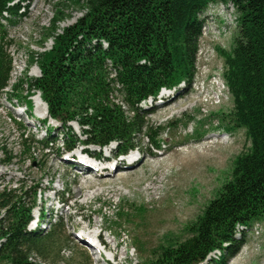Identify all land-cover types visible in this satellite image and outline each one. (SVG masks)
I'll list each match as a JSON object with an SVG mask.
<instances>
[{"label": "trees", "instance_id": "trees-1", "mask_svg": "<svg viewBox=\"0 0 264 264\" xmlns=\"http://www.w3.org/2000/svg\"><path fill=\"white\" fill-rule=\"evenodd\" d=\"M33 1L0 0V100L20 102L25 91L31 112L34 104L27 97L39 92L48 107L44 124L50 119L58 123L48 126L41 140L26 137L30 152L49 149L59 135L64 150L73 151L79 143L103 150L116 142V153L138 147L140 136H149L152 128L142 103L164 88L190 85L195 78L204 12L217 2L236 7L238 35L231 51L221 49L223 78L234 103L228 117L246 129L251 146L236 158L232 177L190 226L189 235L163 246L147 262L208 264L210 255L220 251L213 261L227 264L241 242L238 227L248 228L264 215V0H85L83 16L62 32L57 25L66 14L57 10L53 16L47 32L51 48L29 60L41 75L11 84L9 48L14 40L5 21L17 25ZM39 191L36 186L29 195L28 189L0 186V264H55L63 259L61 250L69 236L62 218H50V230L29 226ZM56 246L59 251L53 253ZM82 264L91 261L84 258Z\"/></svg>", "mask_w": 264, "mask_h": 264}, {"label": "rangeland", "instance_id": "rangeland-1", "mask_svg": "<svg viewBox=\"0 0 264 264\" xmlns=\"http://www.w3.org/2000/svg\"><path fill=\"white\" fill-rule=\"evenodd\" d=\"M84 1L34 0L17 25L5 21L14 40L9 48L13 56L11 84L20 78L41 75L40 69L33 74L39 67L29 60L31 55L51 48L53 40L47 39V32L52 28L53 16L57 10L66 14V19L57 25V32H62L83 16ZM238 17L231 2L209 5L203 14L193 82L160 91L156 99L142 103L149 111L146 120L152 127L150 134L141 135L138 147L122 153V158L116 156L117 160L127 161L129 158L124 157L131 154L141 158L131 168L120 167L118 162L119 169L114 174L116 142L103 150L77 144L71 154H79L82 148L107 157L101 165L88 155L94 165L109 167L104 172L88 170V174L75 167L74 156L67 155L60 135L49 149L32 148L30 152L31 142L25 141L26 137L41 140L47 135V127L58 123L51 119L44 126L41 122L39 115L48 117V107L43 102V111L39 108V92L27 97L34 104L31 112L23 96L25 91L20 102L14 99L11 104L1 98L0 186L28 189L29 195L31 188H41L29 226L35 227L38 217L43 216V229L50 230V218H62L69 236L68 245L61 250L64 257L55 264H82L84 258L91 264H147L163 246L189 235L190 226L232 177L236 158L251 146L246 129L228 117L234 103L223 78L225 56L221 49H233ZM8 89L11 91V87ZM71 125L83 138L79 125ZM196 150L204 154H195ZM65 156L73 157L69 160ZM98 237L107 245L105 253L101 252ZM236 237L241 242L227 264H264V215L248 228L238 227ZM57 251L59 246L52 248L53 253ZM220 254L215 251L205 263L217 264L213 259Z\"/></svg>", "mask_w": 264, "mask_h": 264}, {"label": "bare ground", "instance_id": "bare-ground-1", "mask_svg": "<svg viewBox=\"0 0 264 264\" xmlns=\"http://www.w3.org/2000/svg\"><path fill=\"white\" fill-rule=\"evenodd\" d=\"M38 72H39V68H35L34 69V72H33V74L34 75H37L38 74ZM39 102H38V106H39V108L43 111V101H42V99L40 98L39 100H38ZM169 102V101H168ZM35 103H36V101H35ZM36 105H37V103H36ZM45 105V104H44ZM190 106V105H189ZM189 108V107H188ZM46 111V110H45ZM47 112V111H46ZM46 116V115H45ZM45 116H42V117H45ZM39 117H41V115H39ZM83 151V150H82ZM209 151V150H208ZM67 152V151H66ZM195 154H204L203 152H201V151H199V150H196V152H195ZM194 154V155H195ZM71 155H73L72 157L74 158L73 160L76 162V165H75V167H77L79 170H80V173H81V171L84 173V174H88V170H91L90 171V173H93V172H95V170L97 169L98 170V168H95L96 166L91 162V160L88 158V157H84V156H82V155H80V154H77V153H75V154H71ZM64 156V155H63ZM77 156V157H76ZM191 156H193V155H191ZM190 156V157H191ZM69 157H71V156H69ZM71 157V158H72ZM71 158H68V156H65V159H69V160H72ZM140 156H134L133 157V159H131V158H129V161H127V160H124V159H122V160H117V157H116V159H114V161H115V164H114V166H113V168H112V174H114V172L116 173L117 171H118V169H119V166L120 167H124V168H131L132 166H134V165H136V163L140 160ZM127 159V158H126ZM123 160L124 161H126V162H123ZM183 160H185L184 162H186L187 160H186V157H184L183 158ZM118 162H121V164L118 166ZM91 166V167H90ZM117 166H118V168H117ZM125 166H127V167H125ZM101 168V169H100ZM99 169L100 170H102L103 172L104 171H106V170H109V167L107 166V167H99ZM108 175H109V173H107ZM77 193H80V191H78ZM82 236V235H81ZM83 238H86V236H83ZM235 264H238L237 262L235 263Z\"/></svg>", "mask_w": 264, "mask_h": 264}]
</instances>
